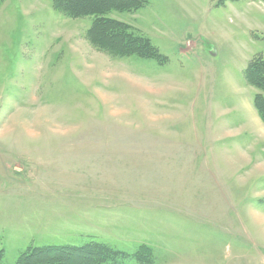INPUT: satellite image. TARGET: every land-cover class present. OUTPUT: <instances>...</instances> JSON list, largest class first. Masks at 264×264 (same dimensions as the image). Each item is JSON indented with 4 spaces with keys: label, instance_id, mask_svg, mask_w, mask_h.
Returning <instances> with one entry per match:
<instances>
[{
    "label": "rangeland",
    "instance_id": "obj_1",
    "mask_svg": "<svg viewBox=\"0 0 264 264\" xmlns=\"http://www.w3.org/2000/svg\"><path fill=\"white\" fill-rule=\"evenodd\" d=\"M219 3L108 15L156 61L101 50L53 0H0L1 264L96 245L98 264H264V93L245 79L264 0Z\"/></svg>",
    "mask_w": 264,
    "mask_h": 264
},
{
    "label": "trees",
    "instance_id": "obj_2",
    "mask_svg": "<svg viewBox=\"0 0 264 264\" xmlns=\"http://www.w3.org/2000/svg\"><path fill=\"white\" fill-rule=\"evenodd\" d=\"M242 0H220L226 2ZM55 7L70 18L93 17L90 35L96 46L117 57L137 56L142 59L161 61L162 58L151 42L135 35L130 28L108 17L113 12L134 13L143 9L150 0H53ZM247 83L264 93V59L255 57L245 71ZM254 106L264 122V96L257 94ZM105 247L90 246L67 250L64 248L34 249L21 256L18 264H98L107 261ZM108 258V259H107ZM4 253L0 251V264Z\"/></svg>",
    "mask_w": 264,
    "mask_h": 264
}]
</instances>
